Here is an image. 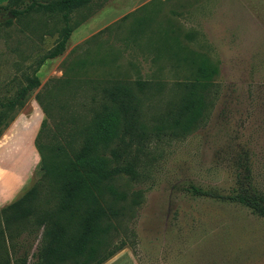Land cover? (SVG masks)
Instances as JSON below:
<instances>
[{"label": "rangeland", "instance_id": "obj_1", "mask_svg": "<svg viewBox=\"0 0 264 264\" xmlns=\"http://www.w3.org/2000/svg\"><path fill=\"white\" fill-rule=\"evenodd\" d=\"M51 1L19 0L16 9ZM5 4L0 5V99L24 84L23 75L55 45L63 27L54 14L8 19L6 12L15 7ZM7 19L10 24L3 25ZM69 24L63 52L38 68V87L9 113L0 135L9 162L16 152L25 156L22 190L15 198L38 180L33 140L45 115L36 96L44 97L55 79L75 77L76 61L111 60L108 67L87 66L88 79L158 84L142 105L143 118L154 125L175 95L172 86L193 78L189 60L204 58L216 74L203 120L184 136L153 137L136 155L135 179L114 180L119 191H139L141 202L123 211L113 244L124 241L123 250L137 264H264V219L239 205L187 192L194 186L226 194L237 177H246L264 195V0H92L70 13ZM54 94L50 99L88 117V93ZM47 108L51 133L60 128V116H67L55 104ZM22 241L31 245L29 264L37 240L23 234L13 242ZM24 249L9 253V263L19 264Z\"/></svg>", "mask_w": 264, "mask_h": 264}, {"label": "trees", "instance_id": "obj_2", "mask_svg": "<svg viewBox=\"0 0 264 264\" xmlns=\"http://www.w3.org/2000/svg\"><path fill=\"white\" fill-rule=\"evenodd\" d=\"M91 1L30 2L22 9H16L19 0L6 1L5 5L15 7L7 11L13 18L29 13L54 14L59 15L63 27L55 45L35 62L29 74L23 75L24 84H18L10 97L0 99V135L11 119L9 113L20 108L25 95L38 87V68L63 52L72 31L70 13ZM9 24L8 19L3 22ZM109 63L111 60L103 58L78 60L71 69L75 77L55 79L45 89L44 97L37 94L36 101L45 115L33 140L39 159L38 180L0 209V264H10L9 255H14L17 248H25L17 262L26 264L31 245L13 242L23 234L37 240L29 264H103L123 250L125 242L113 244L112 236L118 233L123 211L131 212L140 204L141 193L119 191L115 178L126 175L129 180L135 179L136 155L153 137L169 141L184 136L203 120L210 80L216 74V68L206 59L189 60L194 67L193 78L172 86L175 95L154 125L143 118L142 105L152 89L160 88L158 84L110 75L85 77L87 66L108 67ZM52 92L70 96L88 93L89 102L84 107L88 117L68 111L69 106L55 97L50 99ZM52 104L67 118L60 116V128L50 133L46 119L51 118L47 107ZM66 123L69 128H63ZM187 192L192 197L239 205L264 219V195L256 192L246 177H237L226 194L194 186Z\"/></svg>", "mask_w": 264, "mask_h": 264}, {"label": "crops", "instance_id": "obj_3", "mask_svg": "<svg viewBox=\"0 0 264 264\" xmlns=\"http://www.w3.org/2000/svg\"><path fill=\"white\" fill-rule=\"evenodd\" d=\"M7 0H0V5ZM23 153L25 152L22 149ZM7 152L0 148V208L8 205L22 190V165L24 154L16 152L10 162L6 158ZM103 264H137L133 255L127 250H121Z\"/></svg>", "mask_w": 264, "mask_h": 264}, {"label": "water", "instance_id": "obj_4", "mask_svg": "<svg viewBox=\"0 0 264 264\" xmlns=\"http://www.w3.org/2000/svg\"><path fill=\"white\" fill-rule=\"evenodd\" d=\"M6 18L10 19L12 16L9 14V12H6Z\"/></svg>", "mask_w": 264, "mask_h": 264}]
</instances>
